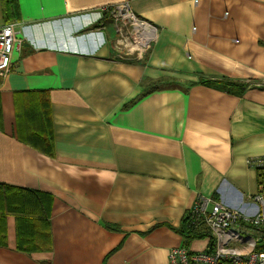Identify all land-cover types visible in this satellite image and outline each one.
<instances>
[{
  "label": "crops",
  "instance_id": "obj_1",
  "mask_svg": "<svg viewBox=\"0 0 264 264\" xmlns=\"http://www.w3.org/2000/svg\"><path fill=\"white\" fill-rule=\"evenodd\" d=\"M12 1L18 15L5 20L0 0V27L21 41L0 78V183L52 195V248L17 251L9 217L0 264H167L199 197L250 211L249 163L264 157V0ZM123 2L157 28L140 60L120 54L101 12ZM221 78L249 87L206 83ZM25 91L47 92L52 158L15 138Z\"/></svg>",
  "mask_w": 264,
  "mask_h": 264
},
{
  "label": "built area",
  "instance_id": "obj_2",
  "mask_svg": "<svg viewBox=\"0 0 264 264\" xmlns=\"http://www.w3.org/2000/svg\"><path fill=\"white\" fill-rule=\"evenodd\" d=\"M108 13L117 33L120 54L142 59L157 37V28L137 16L128 2L101 10ZM14 24L0 27V78L7 75L11 57L19 49ZM258 173V190L249 210L232 209L222 200L199 197L188 212L197 217L196 228L205 231L199 250L176 246L167 253V264H264V157L249 163Z\"/></svg>",
  "mask_w": 264,
  "mask_h": 264
},
{
  "label": "trees",
  "instance_id": "obj_3",
  "mask_svg": "<svg viewBox=\"0 0 264 264\" xmlns=\"http://www.w3.org/2000/svg\"><path fill=\"white\" fill-rule=\"evenodd\" d=\"M5 20L16 18L18 5L12 0H1ZM103 14H107L104 13ZM108 17V15H106ZM14 20V19H13ZM204 84V82H202ZM212 87L228 92L240 93L249 87L240 81L221 78L207 81ZM256 85V84H255ZM256 86L264 88V85ZM22 98V108L15 114V138L22 144L48 157L55 155L54 129L49 110V100L46 91H25ZM0 132H3V116L0 105ZM213 199L216 197L213 196ZM53 197L47 192L26 187L0 183V247L7 245V218L15 221V249L19 252L48 253L52 248L51 235V205ZM199 220L190 212L182 219L176 229L182 238L179 246L190 247L195 241L199 243L205 231L196 228ZM114 230V227H110ZM42 264H49L42 262Z\"/></svg>",
  "mask_w": 264,
  "mask_h": 264
},
{
  "label": "rangeland",
  "instance_id": "obj_4",
  "mask_svg": "<svg viewBox=\"0 0 264 264\" xmlns=\"http://www.w3.org/2000/svg\"><path fill=\"white\" fill-rule=\"evenodd\" d=\"M123 56H124V55H123ZM125 57H127L126 59H128V60H130V61H132V60L135 59L134 56H132V57L125 56ZM191 246H192V249H194V250H199V249L202 248L203 244H202V243H192Z\"/></svg>",
  "mask_w": 264,
  "mask_h": 264
}]
</instances>
